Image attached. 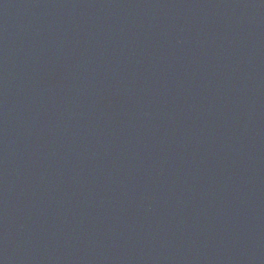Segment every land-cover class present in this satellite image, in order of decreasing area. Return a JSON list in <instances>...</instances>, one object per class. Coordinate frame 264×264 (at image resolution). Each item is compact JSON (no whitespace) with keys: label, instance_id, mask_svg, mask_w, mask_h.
I'll return each instance as SVG.
<instances>
[{"label":"water","instance_id":"obj_1","mask_svg":"<svg viewBox=\"0 0 264 264\" xmlns=\"http://www.w3.org/2000/svg\"><path fill=\"white\" fill-rule=\"evenodd\" d=\"M0 264H264V0H0Z\"/></svg>","mask_w":264,"mask_h":264}]
</instances>
